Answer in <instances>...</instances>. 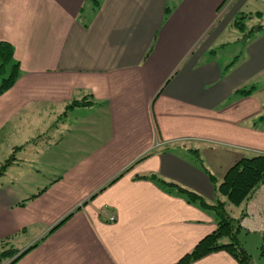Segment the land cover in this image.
Instances as JSON below:
<instances>
[{
  "label": "crops",
  "instance_id": "obj_1",
  "mask_svg": "<svg viewBox=\"0 0 264 264\" xmlns=\"http://www.w3.org/2000/svg\"><path fill=\"white\" fill-rule=\"evenodd\" d=\"M256 12L264 0H0V41L20 66L0 96V149L25 153L0 173V242H37L12 264H175L216 229L209 211L136 176L213 201L204 168L219 184L247 150L264 153V24L247 39L234 25L241 13L259 24ZM83 98L93 105L66 114ZM263 186L231 210L246 211L248 252L251 236L262 242L264 201L262 220L251 203ZM191 264L240 263L217 251Z\"/></svg>",
  "mask_w": 264,
  "mask_h": 264
},
{
  "label": "trees",
  "instance_id": "obj_2",
  "mask_svg": "<svg viewBox=\"0 0 264 264\" xmlns=\"http://www.w3.org/2000/svg\"><path fill=\"white\" fill-rule=\"evenodd\" d=\"M166 12H169V8ZM246 17H250V14L241 13V15H238L234 20V25L243 31L244 39L252 37L263 28L264 12H256L253 15L254 18H259V24L249 29L246 24ZM14 52L15 50L12 43L0 41V73L3 75L0 81V96L14 86L19 75L20 66L19 63L14 60ZM255 89L256 85L250 84L249 86L239 88L236 93L241 96H248L252 94ZM93 103L94 101L88 98L74 100L67 108L66 114L75 107H88L92 106ZM259 122H264V114L259 117V120L255 124ZM167 148L169 147L165 149ZM192 153L196 161H201L198 150H192ZM149 155L150 154H147L143 158ZM16 159L15 154H12L6 159L5 163L0 167V173L5 172ZM204 171L208 173L211 181L215 184L216 194L213 201H209L202 194L180 184L164 180L156 173L136 176L138 179L155 181L159 186L161 185V187H164L168 193H174L184 197L187 202L199 205L215 217L217 223L216 229L204 236L191 251L186 253L175 264H191L217 251H226L230 253L240 264H254L252 255L247 251L240 239V233L244 228L242 225V217L245 215L246 211L243 210L240 216H235L232 214L231 210L232 208L240 207L242 204H245L264 184V153L240 158L228 170L219 184H216V177L212 175L208 169L204 168ZM118 178L119 176L111 180L109 184ZM36 244L37 242L34 245ZM1 245L4 246L5 249L0 250V264H4L5 261L8 260L10 261L7 264H12L34 247V245H31L25 250L20 251L14 248H7L4 241L0 242V247ZM260 254L264 257V231L262 233Z\"/></svg>",
  "mask_w": 264,
  "mask_h": 264
},
{
  "label": "rangeland",
  "instance_id": "obj_3",
  "mask_svg": "<svg viewBox=\"0 0 264 264\" xmlns=\"http://www.w3.org/2000/svg\"><path fill=\"white\" fill-rule=\"evenodd\" d=\"M247 14V13H246ZM8 71H9V67H8ZM1 76H3L1 73H0V81H1V79H2V77ZM259 85H261L262 87H264V76L262 77V79H261V81H259L258 83H257V86H259ZM257 95L260 97V98H263L264 99V89L262 90H260L258 93H257ZM51 123V122H50ZM50 123L48 124L47 122H46V124H45V127L48 125H50ZM47 126V127H48ZM56 130H52L51 132L53 133V132H55ZM25 133H27V132H25ZM3 144V143H2ZM246 152H248L249 154H247L248 156H253V155H256V153H258V152H250V150H247ZM255 153V154H254ZM13 154V149L11 148V144L10 143H4L3 145H2V149H0V163L3 161L4 163H5V161H6V159H8L11 155ZM17 157H24V155H25V153L24 152H17ZM2 162V163H3ZM3 163V164H4ZM2 165V164H1ZM264 185V184H263ZM264 187V186H263ZM261 199V206H260V210H262V202L264 201V188H263V190L261 191V194H260V196L256 199V200H254V201H252V203H251V208H252V210L253 211H255L254 213H256L258 210H257V208H258V206H259V202L257 201L258 199ZM256 214H258V213H256ZM255 214V215H256ZM263 215H264V211H263ZM257 216H259L260 217V220H262L261 219V212L259 211V214L257 215ZM260 238L259 239H256V236H251L250 237V239L248 240V249H249V252H250V254L252 255V261H253V263H255V262H258V263H260V264H264V257H262L261 256V254H260V248H259V245H260ZM4 250L5 249V247L4 246H2L1 245V247H0V250ZM10 261V260H9ZM9 261H5V263L6 262H9ZM4 263V264H5Z\"/></svg>",
  "mask_w": 264,
  "mask_h": 264
},
{
  "label": "built area",
  "instance_id": "obj_4",
  "mask_svg": "<svg viewBox=\"0 0 264 264\" xmlns=\"http://www.w3.org/2000/svg\"><path fill=\"white\" fill-rule=\"evenodd\" d=\"M111 221H114L115 220V217H111V219H110Z\"/></svg>",
  "mask_w": 264,
  "mask_h": 264
}]
</instances>
